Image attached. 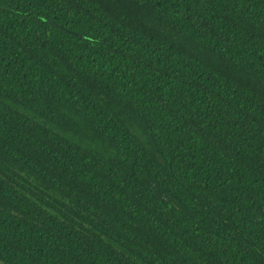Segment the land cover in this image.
I'll list each match as a JSON object with an SVG mask.
<instances>
[{"label":"trees","instance_id":"16d2710c","mask_svg":"<svg viewBox=\"0 0 264 264\" xmlns=\"http://www.w3.org/2000/svg\"><path fill=\"white\" fill-rule=\"evenodd\" d=\"M0 260L264 264V0H0Z\"/></svg>","mask_w":264,"mask_h":264},{"label":"rangeland","instance_id":"374dc122","mask_svg":"<svg viewBox=\"0 0 264 264\" xmlns=\"http://www.w3.org/2000/svg\"><path fill=\"white\" fill-rule=\"evenodd\" d=\"M0 264H5L3 261L0 260Z\"/></svg>","mask_w":264,"mask_h":264}]
</instances>
